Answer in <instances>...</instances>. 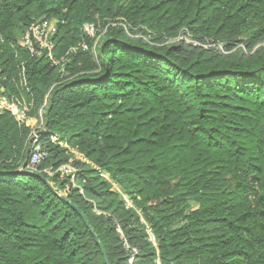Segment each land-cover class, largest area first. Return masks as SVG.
Listing matches in <instances>:
<instances>
[{"label":"trees","instance_id":"obj_1","mask_svg":"<svg viewBox=\"0 0 264 264\" xmlns=\"http://www.w3.org/2000/svg\"><path fill=\"white\" fill-rule=\"evenodd\" d=\"M42 18L59 66L18 44ZM0 93L56 188L0 112V264H264V0H0Z\"/></svg>","mask_w":264,"mask_h":264},{"label":"built area","instance_id":"obj_2","mask_svg":"<svg viewBox=\"0 0 264 264\" xmlns=\"http://www.w3.org/2000/svg\"><path fill=\"white\" fill-rule=\"evenodd\" d=\"M116 25L118 24H112V26ZM119 25H123L126 31H128L126 25ZM57 28V20H38L37 22L31 24V26L24 32L20 46L27 50L32 57L41 58L44 56L52 62L54 66H59L60 62L56 60L54 54L56 47L54 36L57 32ZM82 31L85 35L91 38H95L97 34V28L94 23L84 24ZM82 48L83 50H87L86 45H82ZM23 81L26 86V80L24 79ZM31 109L32 105L25 99H20L18 97L9 98L0 93V112H8L14 116L20 125H27L33 128L31 143L29 146L30 158L25 169L41 174L39 166L47 158L48 153L42 143L40 133H45L46 129L43 128V111L40 112V125H38V121L30 116ZM50 141L54 144H60V146L68 148L70 152L78 156L77 158L85 161L86 163H90L89 161L83 159V157L79 155L76 150L70 149L66 143L60 142L59 137L56 134L50 136ZM43 173H46L50 177H54L56 175H59L62 178L70 177L74 181L78 170L71 163H68L63 164L58 168H49L43 171ZM101 175L108 181H111L109 175L105 173H101Z\"/></svg>","mask_w":264,"mask_h":264},{"label":"water","instance_id":"obj_3","mask_svg":"<svg viewBox=\"0 0 264 264\" xmlns=\"http://www.w3.org/2000/svg\"><path fill=\"white\" fill-rule=\"evenodd\" d=\"M15 173H18V174H26V175H31V176H36L38 178H40L42 181H44L53 191H56V188L53 186V184L48 181L45 177H43L41 174L37 173V172H33V171H29V170H26L25 168H21L20 170H18L17 172ZM61 197L70 204L69 200L61 195ZM77 209V208H76ZM78 210V209H77ZM80 215L82 216V218L85 220V223L88 227H91L90 226V223L88 221V219L85 217V215L83 213L80 212ZM108 262V260H107Z\"/></svg>","mask_w":264,"mask_h":264},{"label":"rangeland","instance_id":"obj_4","mask_svg":"<svg viewBox=\"0 0 264 264\" xmlns=\"http://www.w3.org/2000/svg\"><path fill=\"white\" fill-rule=\"evenodd\" d=\"M43 20V18H42ZM146 39H149V37L147 36ZM181 39H185L188 43H193L194 45H199V46H210V45H213V46H218L219 48L223 49V45L222 44H210L212 42L208 41V40H204V41H192L191 38L189 36H182ZM18 44H21V39H18ZM94 51V54H95V49L93 50ZM23 99H25L27 102V98L24 97ZM31 105H33V103L31 102ZM34 119L36 120L37 118L34 117ZM37 121V120H36ZM117 187V186H116ZM128 205L131 206V203L128 202Z\"/></svg>","mask_w":264,"mask_h":264}]
</instances>
